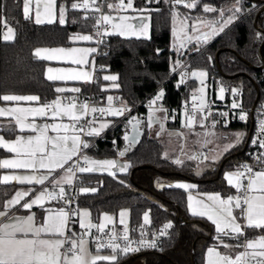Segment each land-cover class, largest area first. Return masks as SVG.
Here are the masks:
<instances>
[{"label": "trees", "instance_id": "trees-1", "mask_svg": "<svg viewBox=\"0 0 264 264\" xmlns=\"http://www.w3.org/2000/svg\"><path fill=\"white\" fill-rule=\"evenodd\" d=\"M23 1L0 0L3 21L6 20L7 25L15 31L14 40L0 39V94H33L40 101L47 102L56 94L55 82L45 78L47 62L38 59L34 49L37 46L71 45L74 42L72 37L90 32L95 20L72 9L71 0H66L70 5L67 6L64 24L58 21L37 24L32 17L27 20L24 18ZM216 1L200 0L195 9L182 8L181 11L202 15L205 13L203 6L207 3L219 6ZM133 4L147 3L145 0H134ZM239 5L243 11L231 27L201 43L198 50H185L178 55L177 60L188 62L189 70L202 69L209 76L242 87V104L246 106L264 101V81L257 82L253 77L264 64V9L250 8L248 0H240ZM149 12V37L107 35L97 60L102 64L103 71L117 74L118 100L135 106L161 89L166 103L179 105L189 99L194 80H189L184 86L176 84L178 73L173 71L176 55L171 49L172 14L167 4L161 1L159 9ZM158 50H162L160 54H157ZM99 84L100 80L97 79L91 86L97 100ZM89 88L85 85L81 92ZM135 111L143 113L142 105ZM128 117L111 124L89 147L90 153L97 157L126 158L129 162L128 171L114 176L107 173H81L76 207L87 208L93 222H97L103 212L117 213L121 208H128L132 225L156 227L170 223L172 227L161 251H148L139 255L127 253L119 257L118 264H133L139 256H144L145 264H204L205 251L210 246H219L221 251L234 254V248L237 247L224 248L211 223L189 215L184 190L157 189L153 179L155 176L188 179L197 184L199 191H216L222 195L234 192L223 174L225 170L238 169L248 157L246 139L250 130L249 116L241 123L223 125L226 129L243 130V139L237 147L227 151L212 169L206 168L199 173H196L197 166L193 159L183 160V166L173 163L174 158L166 159L164 145L148 134L147 122L141 124L143 133L135 143L126 140ZM164 125L175 127L178 120H167ZM5 135L11 136L12 133ZM5 153L0 148V158ZM82 187L89 191L80 192ZM13 190V185L0 183V210ZM146 211L149 212L150 220L148 224H143L142 218ZM258 234H264V230L245 229L246 238ZM239 241L225 237L223 243L237 245Z\"/></svg>", "mask_w": 264, "mask_h": 264}, {"label": "snow or ice", "instance_id": "snow-or-ice-1", "mask_svg": "<svg viewBox=\"0 0 264 264\" xmlns=\"http://www.w3.org/2000/svg\"><path fill=\"white\" fill-rule=\"evenodd\" d=\"M31 0H24V18L29 19V6ZM152 0H149L151 3ZM158 2V0H157ZM176 4H183L185 8L195 9L200 3V0H175ZM240 0H236V6L232 9V15L225 17L222 9L218 10L209 6H204L203 11L217 12L219 18L208 23L211 28L210 32L204 33L203 36H196L195 39L199 42L202 39L206 40L209 36L222 32L225 27L236 19V13L242 11L239 6ZM55 0H47L44 4V15L47 23L53 22ZM72 9L90 10L98 13L94 18L96 20V36L93 35H77L73 36V41H93L97 43L103 42V37L107 35L126 36L129 33L132 35H147V24L139 23L138 25L130 23V20L136 17L119 16L115 18L109 13L103 12V3H97V0H82V3H73ZM109 9H114L117 12L131 9L133 11H147L146 9H135L133 0H119V3H107ZM176 15H179L178 13ZM90 18V17H86ZM185 19H187L185 17ZM37 24L45 22L41 20V12L39 4L36 10ZM60 24L65 23V9L60 8L59 16ZM110 26V29L109 27ZM6 31L3 34V40L12 41L15 39V31L4 21ZM195 28V25H193ZM175 32V29L173 30ZM193 37L187 36V40L191 41ZM181 43L179 48H183ZM94 47L86 48H54V49H37L34 55L41 60H63L77 67L68 68H52L47 69V79L50 81H82L89 83L92 81V72L85 70V65L89 64L87 57L90 53L96 52ZM198 50V48H197ZM179 70L181 83L184 82L185 76L188 75L187 70L183 68L180 61H176L173 71ZM192 77L200 78L201 85L204 84V77L207 76L205 71H193L190 73ZM104 80H117L116 76H104ZM201 93L204 89L201 87ZM225 89L221 88L220 93L223 98ZM57 93H80V87H55ZM236 90L233 89V94ZM164 93L159 95L149 102V119L148 126L151 127L154 122L152 113L156 110H163L162 106L157 105V101L161 100ZM39 97L35 95H16V94H0V101L15 102L11 107H0V117H11L18 128L19 135L14 141H6L0 136V148L5 149L8 153H12L13 158L0 160V169L24 170L21 173H12L0 176V183L8 184L16 182L20 185L41 186L39 189L29 187L15 192L13 198L6 201L5 210H0V264H118V259L121 255H126L129 251L139 250V245L148 243L149 246L155 247L154 242H146L141 240L138 242V247L132 248V241L129 240L127 230L120 237L115 231L110 233L105 232L107 224L113 223V217L104 216V223L94 224L89 219L87 222L84 217H90V212L87 210L81 211L78 207L72 209V196L66 191L64 184L71 186L76 178V172L85 173L93 171H106L109 175H115L112 171L118 168L124 171L129 165H119L115 160H94L89 159L87 155H82L83 150L89 147V141L82 138V134L87 137L99 136L100 132L107 125L101 123L100 127H95L97 112L112 116L124 115L126 111H130L126 107L113 108L111 102L113 97L109 96V107H97L85 101L80 103L76 96L64 97L69 103H62L60 98L53 102L38 104L37 106H21L19 102H38ZM196 97L193 96V101ZM156 105L154 109L153 106ZM240 105L235 101L232 104L233 108ZM93 114V119L83 120L88 112ZM197 111L200 113V124L204 127V121L211 115L207 111V105L201 99L199 105L193 106L191 112H186L187 127H193L197 122ZM223 115H227L224 113ZM50 117L53 121L56 118L61 120L60 123H38L37 118L43 120ZM67 118L70 123H63L64 118ZM241 120L246 119V114L240 115ZM132 124L133 131L138 135L139 120L131 118L128 121ZM216 121H213L215 126ZM161 128L163 125L161 124ZM55 133L50 135L49 133ZM261 134L264 135V122L261 123ZM241 134H237L236 143L240 142ZM129 139L127 135L124 137ZM131 142H136V135L131 138ZM256 143V141H253ZM229 144L225 146V150L233 147ZM259 147L264 149V139L259 140ZM124 155L123 152L120 153ZM76 158V159H74ZM167 159V154H165ZM196 157H190L195 159ZM80 159L84 164L80 163ZM203 159H207L206 156ZM258 162L264 163V153L257 157ZM71 162V163H70ZM173 163L183 166V161L180 158L173 159ZM87 165V166H84ZM67 166V167H66ZM57 170H64L61 178L53 180V174ZM227 184L236 190L235 195L222 196L218 193L203 194L205 198L195 199L192 195L188 196V208L193 216L206 218L214 226L218 233V239L224 248L239 247L240 245H228L223 243L225 237L239 241L241 236L245 235V228L264 230V169L254 170L248 164L241 165L236 171L225 175ZM51 185V187H49ZM167 187H175L177 189L190 190L194 187L192 184L176 183L167 185ZM89 189L81 188L80 192L86 193ZM94 191V190H93ZM195 199V204L193 203ZM63 202L68 207H60L53 209L45 207L51 201ZM23 201V202H22ZM39 207L46 213L43 221L37 223L36 214L32 212L33 207ZM16 209V211H12ZM26 210L29 214L26 216L17 215L20 210ZM126 211L120 213V224H124ZM73 216L81 217L79 226L84 231L75 233L71 230L70 222ZM244 220L241 224L239 221ZM145 223H148L149 217L146 213L144 216ZM172 225L166 224L161 230L160 235L166 234V230ZM95 228L97 233L102 235L92 236L91 229ZM108 236V242L105 243L103 236ZM85 236L91 238V242L95 245V253H92L86 246L89 241L85 240ZM125 241L123 245L118 241ZM219 247V246H218ZM218 247L209 248L207 250L206 264H264V235L258 239L248 240L246 249L235 257L229 252L221 253ZM111 249V253L107 255L101 254L102 249Z\"/></svg>", "mask_w": 264, "mask_h": 264}, {"label": "built area", "instance_id": "built-area-1", "mask_svg": "<svg viewBox=\"0 0 264 264\" xmlns=\"http://www.w3.org/2000/svg\"><path fill=\"white\" fill-rule=\"evenodd\" d=\"M161 1H165V3L167 4V8L171 14L180 13L184 17L187 16V14H183L181 11L182 8H185L183 6V4L178 5L175 3V0H158V2H157V0H152L151 3H149V0H145V2L147 4H143V5L133 4V6L137 10L146 9L147 10L146 12H149L153 9L154 10L159 9V3ZM248 2L250 4V8L258 9L261 7L264 9V0H248ZM73 3H82V0H71V5ZM97 3L98 4L103 3L104 4V7L102 9L103 12L105 14H109V13L115 12L116 10L109 9L107 7V3H119V0H97ZM125 3H127V0H125ZM76 10L82 12L83 15H85V16L95 17L96 15H98V13H94L90 10H84L82 8L76 9ZM1 11H2V7L0 5V39H3V34L6 31V28L4 27V21H3L2 15H1ZM127 11H133V10L128 9L126 11H120V12H127ZM133 12H140V11H133ZM95 24H96V20H95V22L91 28V31L89 32V35H93L94 37L96 36ZM108 27L110 29V26H108ZM105 38H106V36L103 37V42H101V43H97L95 40L91 41L94 48L97 49L93 55V58L95 59L94 64H93V71L94 72H102L104 70L102 64L100 62H98L97 57L100 54V50H101V48L105 42ZM182 65H183V67H188V62L182 63ZM178 72H179V70L176 71V73H178ZM253 77L257 82L264 81V64L261 66V68L258 70V72H256L253 75ZM205 85L209 88V86H210L209 81L206 82ZM223 87L225 89V94H226L225 101H222V100L217 101V100L208 98L207 103H206L207 111H209L211 113V115L208 116V119L206 121H209L211 119L212 120H218L222 125L226 126V125H230L232 123H241V122L245 121V120L240 119V115L242 113L247 114V116H249V118H250V130L248 132L247 139H246L248 157L244 161L241 162L240 166L243 164H248L254 170L257 171L261 166L264 165V163H260L257 160V157L261 153H264V149H261L259 147V140L264 139V135L261 134V123L264 122V101L255 103L253 105L244 106L242 104V100L244 98V90L242 87H240L238 85H234V84L227 82V81L223 82ZM233 89L236 90L235 94H233ZM159 93H160V89H157L148 98H146L142 103H139L138 105H135V106L128 105L130 107V113H132L131 116H133V114H135V116L147 115L149 113V102L151 100L155 99L159 95ZM57 98H60L62 100V102L68 101V100H65L64 98H62L60 95L55 94L46 103L53 102ZM231 99L235 100V102L238 103L240 106L237 108H233L232 105L230 104ZM78 101L81 103L87 101L90 104V106L94 104L98 108L104 106L102 103L97 102L96 95L92 91L91 87L87 91L82 92L80 94V98ZM194 104L198 106L199 101H197V100L193 101L191 99H188L186 101H183L179 105H173L171 103H166L162 97L161 100L157 101V105L162 106L163 110H156L153 113H156V112L161 113L164 115V117L166 119L176 120L182 115V113L185 114L186 112H191L193 110ZM139 105H142L143 113H138L137 111H135V109ZM153 108L155 109L156 105H154ZM224 113H227V115L226 116L223 115ZM104 115L105 114H101V113L97 112L95 114V118L103 117ZM198 118L200 119L199 111H197V119ZM83 120H90L89 114H87V116L84 117V119H82V122H83ZM253 141H256V143H253ZM204 154H205V149L201 152L193 153L192 157L193 156L196 157L193 160H199V158L203 157ZM74 159H76V158H74ZM81 161H82V159H80V163H81ZM75 176H76V178L74 179L73 184L71 186L67 185V187H66V191L73 198V203L71 205V208L73 210L77 208L76 207V198H77V195L79 193V186L81 184V178H80V174L78 171L76 172ZM64 207H68V206L64 205ZM76 217L77 216H73L71 218L70 227H71V230L73 232L81 233L84 230L81 229L80 226L78 225ZM165 225L150 227L147 225L113 224V225H106L105 232L110 233L111 231H115L120 237H122L124 234V231L126 229L127 234L129 236V240L132 241V244H131L132 248L138 247V242L141 240H144L146 242H154L155 243V247L149 246L148 243H145L143 245H139V250L128 252L129 254H132V255H139V254H142L144 252L161 251L163 249L164 241L167 238V236L169 235L170 229H171V228L167 229L166 234L160 235V232L162 229H164ZM91 233H92L93 237H95L97 235H102L100 233H97V230L95 228L91 229ZM84 238L86 241H89V243H88L89 246L93 250H95V245L91 242V238L88 236H85ZM103 239H104L105 243L108 242V236H106V235L103 236ZM245 239H246L245 235L240 237V241L238 243L240 245L239 246L240 248L243 247ZM118 242L121 243V245H123L125 243V241H123L122 239H120ZM102 250L111 251V249H107V248L102 249Z\"/></svg>", "mask_w": 264, "mask_h": 264}, {"label": "crops", "instance_id": "crops-1", "mask_svg": "<svg viewBox=\"0 0 264 264\" xmlns=\"http://www.w3.org/2000/svg\"><path fill=\"white\" fill-rule=\"evenodd\" d=\"M47 2V0H31L30 2V6H29V17H32L34 20L36 19V10H37V5L39 4V10L41 12V20H45V22L43 23H47L46 22V17L44 15V4ZM70 3H68L66 0H55V5H54V12H53V22L55 21H58L59 22V16H60V8L63 7L65 9V21H66V16H67V6H69ZM22 12H23V15H24V1H23V6H22ZM144 12L146 11H140V12H133V11H127V12H112L110 13L114 19L115 18H118L119 16H131L133 15L132 13H139V14H143ZM150 14V12H149ZM52 22V23H53ZM137 25L141 22L145 23V20L143 19V17H141L139 19V21H137ZM149 34H150V18H149V28L147 27V35H139V37L137 35H132L131 33H129L128 35L124 36V37H137V38H146V37H149ZM77 35H89V32L88 33H84V34H76L75 36ZM65 48V49H70V48H86V47H94L93 44L91 43V41H74L71 45H66V46H63V45H56V46H37L35 49H34V52L37 50V49H54V48ZM93 55L94 53H90L89 56L87 57V59L89 60V64L88 65H85V70H90L92 72V81L89 82V83H83L82 81H52V82H55V87H80L81 88V91L83 90L82 87L87 85V87H91L94 82L99 79L100 80V84H99V87H98V90H99V99L97 100V102L99 103H102L104 106H106V108L109 107V101H108V97L109 96H112L113 97V101L111 102V106L113 108H116V106H118V103L120 102V100L117 99V89L119 88V85H118V82L117 80L115 81H111V80H104V76H116L117 77V74L114 73V72H109V71H102V72H94L93 71V62H92V59H93ZM39 59V58H38ZM47 62L45 68H44V76L45 78L47 79V69L49 67H52V68H68V67H77L76 65H71L63 60H45ZM50 81V80H49ZM160 92L161 89H160ZM80 93H71V92H66V93H57L58 95H60L62 98L64 97H72V96H76L79 100L80 98ZM16 95H33V94H16ZM36 96V95H35ZM21 106H37L38 104L42 105V104H45L46 102H42V101H38V102H19ZM63 104H67L69 103V101H66V102H62ZM81 103V102H80ZM15 102H0V107H11V106H14ZM89 116H90V120L93 119V114L89 111L88 112ZM132 113H130V111H128V113L124 116H112V115H107L105 114L103 117H98L96 118V123H95V127L99 128L100 127V124L101 123H105L107 126L105 128H103L100 132V135L99 136H93V137H87V136H84L82 134V138L85 139V140H88L89 141V147L94 143L95 141V138H98L100 136H102L104 134V132L106 131V129L111 125L113 124L115 121H118V120H121L127 116H131ZM153 115V118L156 122H154L152 124L151 127L148 126V120H147V132L149 134V131L153 130L152 132H154V135L152 134H149L150 136L154 137V138H157L158 140H160V138H158L157 135L159 133V131H165L166 128L168 127H165L164 123L165 121L169 120V119H166L164 117L163 114L161 113H152ZM106 116V118H104ZM133 116H135V114H133ZM148 116V119H149V113L146 115ZM109 118V119H108ZM84 119V118H82ZM178 125L175 126V127H172L170 129H173V128H177L179 125H180V117L178 119ZM198 121H200V119L198 118L197 119ZM37 122L38 123H44V122H47V123H52V122H56V123H60L61 120L59 118H56L55 121H53L50 117H46L44 118L43 120H40L39 118H37ZM63 123H70V121L65 117L64 120L62 121ZM208 122L209 121H204V125L207 126L208 125ZM161 124L163 125V128H161ZM218 124V122L216 123V125ZM201 125V124H200ZM235 130H239V129H235ZM12 133L11 136H6L5 134L6 133ZM50 135H55V133H49ZM17 135H19V131H18V128L15 124V121L11 118V117H0V136H2L6 141H14L16 138H17ZM244 137V133L243 135H241V141ZM240 141V143H241ZM240 143H238L236 146H233L231 147L229 150H231L232 148L234 147H237ZM89 147L87 149H84L83 150V153L82 155H87L89 157V159H94V160H115L118 162L119 165H129V162L126 158L124 157H121V159L117 160L118 157H97V156H94L90 153L89 151ZM2 149V148H1ZM6 153L0 158V160H3V159H11L13 158V155L12 153H8L5 149H3ZM227 150V151H229ZM165 151V149H164ZM205 151L206 148H205ZM225 151L224 153L222 154H219L218 158L216 160H210L208 163L209 166H207V168L209 169H212L213 166L217 165V163L219 162V160L222 158V156L227 152ZM165 155V154H164ZM124 159V160H122ZM173 159V158H171ZM175 159V158H174ZM122 161V162H121ZM195 161V160H194ZM81 164H84V161L82 160L81 161ZM84 166H87V165H84ZM197 166V165H196ZM199 167H197L196 169H198ZM129 169V167H127L124 171H120L118 168H114L112 169V171L117 174V173H125L127 172ZM261 169H264V168H261ZM261 169H258V170H261ZM236 170V169H235ZM257 170V171H258ZM203 171V170H201ZM23 173L24 170H13V169H1V173H0V176H3V175H6V174H12V173ZM230 172H234V170H225L224 171V174H223V177L225 179V175L227 173H230ZM64 173V170H57L54 174H53V180L56 179V178H61L62 175ZM85 173H107L106 171H93V172H85ZM79 174H81L79 172ZM186 181L184 183H187V184H192L194 185L193 188H191L190 190L188 191H185L186 193V206H187V209H188V213L189 215L193 216L191 214V210L188 208V196L189 195H192L195 199H203L205 198L203 194H213V193H218V194H221L220 192H216V191H199L197 189V184L191 180H188V179H185ZM176 183H181L180 181H174V179H169V178H165V177H161V176H155L154 179H153V184L154 186L157 188V189H163V188H175V187H167V185H174ZM227 183V181H226ZM10 185H13L14 186V190L12 192V194L6 199V201H8L9 199L13 198L14 194L16 191L18 190H21V189H27L29 187H35L36 189H39L41 186L39 185H36V186H29V185H20L16 182H11V183H8ZM49 187H51V185H49ZM64 187L66 188L67 187V184H64ZM83 188V187H82ZM232 188V187H231ZM234 192L228 194V195H235L236 194V190L234 188H232ZM222 195V194H221ZM228 195H222L224 197H227ZM195 199L193 201V203L195 204ZM5 201V203H6ZM23 202V201H22ZM45 207H51L53 209H59L60 207H64V204L63 202H57L55 200L47 203L45 205ZM2 210H5L4 208ZM12 211H16V209H13ZM89 211V210H88ZM121 211H126L127 212V215L123 218L124 219V225L126 224H130V211L128 208H121L118 210L117 213H109V212H103L100 214L99 218H98V221L97 222H93L94 224H99V223H104V216L105 215H109V216H112L113 217V223L111 224H107V225H113V224H120V213ZM32 212H34L36 214V221L37 223H41L44 219V217L46 216V213L43 211V209L39 208V207H36L34 206L33 209H32ZM29 213L26 211V210H23V209H20L18 212H17V215H20V216H26L28 215ZM194 217H199V216H194ZM77 222H78V225H79V221L81 219V217L77 216ZM91 218V216H90ZM201 218V217H199ZM85 219V217L83 218ZM202 219H205L206 221H208L206 218H202ZM143 220V218H142ZM150 220V219H149ZM209 223H211L210 221H208ZM241 224H244L245 221L244 220H240L239 221ZM144 224V223H143ZM212 224V223H211ZM213 225V224H212ZM213 227L215 228V226L213 225ZM246 229V228H245ZM245 231V230H244ZM261 235H264V234H258V235H255L253 237H249V238H246L245 241H244V244H243V247L240 248V247H237L234 248V254H231L233 257H235L236 255L240 254L241 252H244V251H249L251 252L252 250L250 249H246L245 245H246V242L248 240H255V239H258L259 236ZM89 244H87L86 246L88 247V249L92 252V253H95V250H92L90 249L88 246ZM210 247H215V246H210ZM208 247L205 251V258H204V264H206V261H207V250L210 248ZM218 250L221 252V253H224L223 251H221L219 248ZM243 250V251H242ZM111 251H108V250H101V254L103 255H107V254H110ZM138 259H143V264H145V258L144 256H139L138 258H136L133 262V264H138ZM100 264H104V262H100ZM252 264H255V262L253 261Z\"/></svg>", "mask_w": 264, "mask_h": 264}, {"label": "rangeland", "instance_id": "rangeland-1", "mask_svg": "<svg viewBox=\"0 0 264 264\" xmlns=\"http://www.w3.org/2000/svg\"><path fill=\"white\" fill-rule=\"evenodd\" d=\"M216 3H219L220 5L216 6V4L207 3L204 6H209L212 8H216L218 10L222 9L224 11L225 17L232 15L231 10L234 9V7L236 6V2L234 0H224V1L218 0L216 1ZM240 12L235 14L236 19H234L231 24L225 27L223 31L227 30L229 27H231V25L235 21L239 19ZM182 13L185 14V12L183 11ZM211 13L212 12L204 13L202 15L198 13H188L186 16L187 19H185V17L182 16L180 13H178L179 15H176L177 13L172 14L171 16L172 17L171 19V49L174 51L176 55V60L178 59V55L183 53L185 50L186 52H190L193 49L200 46L201 43L195 39L197 34L205 30L210 32L211 28L208 27V23L214 19L219 18V11H217V13L214 16L210 15ZM132 14L133 15L129 17H136V19L130 20V23L137 25L138 23L137 21H139V19L143 17V19L145 20V23L147 24L149 28V18H150L149 12H144L143 14H139V13H132ZM193 25H195V28H193ZM174 29H175V32L173 31ZM222 32H219L218 34ZM218 34L209 36L206 39V41L211 40ZM189 35H191L193 39L191 41L186 42L183 48H179V45L181 43H184L185 39ZM94 61L95 59L93 58L92 59L93 64H94ZM180 62H182V60H180ZM198 71H205V70L199 69ZM203 79H204L203 85H201L200 78L198 77H196V79L192 82L190 91H189V99L193 100V96H195L196 100L199 101V103L201 99H203L205 104L207 103L208 98H211L217 101L218 100L225 101V97H226L225 91L223 93V98H220L221 97L220 89L224 88L223 87L224 81L220 78H214L213 76H209L208 73H207V76L204 77ZM208 81L210 83L209 88L205 85L206 82ZM201 87H203L204 89L203 93H201L200 91ZM234 101L235 100L231 99L230 104L232 105ZM122 106L126 107L127 109H130L128 104L124 101H120L118 103V106H116V108H119ZM103 107L106 108V106H103ZM127 113L128 111H126L124 115H126ZM242 114H245V113H242ZM124 115H121V116H124ZM104 118H106V116ZM246 118H247V114H246ZM213 121H216V123L218 122V124L216 125L215 123V126H213ZM117 122L118 121H115L114 123L116 124ZM186 123H187L186 115L182 113V115L180 116V125L177 128H173V129L166 128L165 131L164 130L159 131V133L155 136L160 138V141L162 142L165 148L164 154H167V157L180 158L182 161L186 159L192 160L190 159V157H192L193 153L201 152L206 148L207 151H205V154L203 155V157L206 156L207 159H203V157H201L199 158V160L194 161L197 167H199L198 169H196V173H199L201 172V170L206 169L207 166H209L208 162L210 160L211 161L216 160L219 154H222L225 151L229 150L230 148L225 150L226 145L232 144L236 146L238 144L236 143L237 134L243 135V130L226 129L223 127V125L221 126V123L218 120L211 119L209 120L208 125L204 127H201L200 122L198 120L194 124V126L191 128L187 127ZM152 131L153 130L149 131V134L154 135V132ZM241 135L239 137L240 141H241ZM119 159H121V157L117 158V160ZM174 181H180L181 183H184L186 180L185 179H174ZM79 209L81 211L83 210L88 211L87 208H83V207ZM146 213L148 214V217H149V212L146 211L143 215L144 224L149 223V221L148 223H145L144 221V216ZM89 219L91 218L85 217L84 220L85 222H87ZM89 248L92 249L91 247ZM137 262L138 264H143V259H138Z\"/></svg>", "mask_w": 264, "mask_h": 264}, {"label": "water", "instance_id": "water-1", "mask_svg": "<svg viewBox=\"0 0 264 264\" xmlns=\"http://www.w3.org/2000/svg\"><path fill=\"white\" fill-rule=\"evenodd\" d=\"M208 31L205 30V31H202L200 32L199 34H197V36H203L204 33H207ZM206 40L202 39L201 41H199L200 43H203L205 42ZM188 42L187 38L185 39V42L183 43L185 45V43ZM162 50H158L157 51V54H160ZM184 69L187 70V73L188 75L185 76V80L183 83H181V78H180V72H178V75H177V80H176V84L179 85V86H184V84H186L187 82H189V80H195L196 77H192L190 75L191 72L193 71H196V70H189L188 67H183ZM131 118H137L139 120V125H138V131H139V134L137 135L134 131H133V127H132V124H130L128 121L129 119ZM148 120V116L146 115H141V116H129L128 119H127V122H128V125H129V129L126 133V135L129 137V139L131 140V138L136 135V139L143 133V129H140V126L141 124L147 122Z\"/></svg>", "mask_w": 264, "mask_h": 264}]
</instances>
